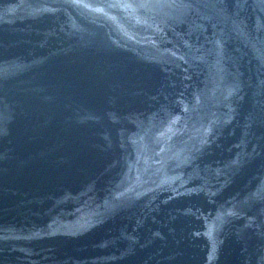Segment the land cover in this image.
<instances>
[{"label": "water", "instance_id": "1", "mask_svg": "<svg viewBox=\"0 0 264 264\" xmlns=\"http://www.w3.org/2000/svg\"><path fill=\"white\" fill-rule=\"evenodd\" d=\"M0 264H264V0H0Z\"/></svg>", "mask_w": 264, "mask_h": 264}]
</instances>
